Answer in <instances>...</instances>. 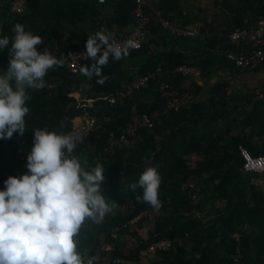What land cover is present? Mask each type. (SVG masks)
I'll list each match as a JSON object with an SVG mask.
<instances>
[{"label": "trees", "instance_id": "1", "mask_svg": "<svg viewBox=\"0 0 264 264\" xmlns=\"http://www.w3.org/2000/svg\"><path fill=\"white\" fill-rule=\"evenodd\" d=\"M15 1L25 3L23 13L10 12ZM145 1L146 41L140 49L122 48L128 53L122 59H110L100 84L95 75L71 73L64 53L85 50L87 38L98 32L113 44L132 33L141 24L137 0H1V37H13L21 24L43 37L38 51L46 47L64 63L49 71L43 89H28L25 133L0 139V189L9 176L28 171L36 128L69 133L78 117L95 115L102 125L78 142L73 155L105 169L103 195L113 211L100 223L86 219L82 225L78 251L85 260L98 264L103 246L114 243L111 257L121 264H264V174L247 171L242 152L264 156V80L242 89L233 82L264 71V60L240 66L230 58L254 53L247 38L234 34L264 19V0ZM9 61L6 48L0 71ZM150 74L146 87L124 95ZM175 92L193 99L172 108ZM111 94L118 102L110 106L104 96ZM146 115L152 122L140 125ZM150 166L162 178L158 210L137 200L142 189L129 187ZM165 241L167 249L142 259L143 249Z\"/></svg>", "mask_w": 264, "mask_h": 264}, {"label": "clouds", "instance_id": "2", "mask_svg": "<svg viewBox=\"0 0 264 264\" xmlns=\"http://www.w3.org/2000/svg\"><path fill=\"white\" fill-rule=\"evenodd\" d=\"M12 31L11 38L0 37V52L7 48L10 56L7 70L0 71V139L25 133L28 89H43L49 71L64 63L46 47L38 51L44 42L41 35L21 24ZM84 53L94 63L81 68V73L89 78L95 75L100 84L107 79L102 69L110 59L128 54L99 32L87 38ZM80 141L77 131L35 129L28 171L9 176L0 189V264H93L78 251L77 237L86 219L100 223L113 208L103 195L105 169L73 155ZM161 182L158 170L150 166L129 187L142 189L137 200L158 210Z\"/></svg>", "mask_w": 264, "mask_h": 264}, {"label": "built area", "instance_id": "3", "mask_svg": "<svg viewBox=\"0 0 264 264\" xmlns=\"http://www.w3.org/2000/svg\"><path fill=\"white\" fill-rule=\"evenodd\" d=\"M138 8L136 11V15L139 17V21L141 22L140 26L132 31V33L128 34L126 37L115 41L114 44L120 46L121 48H130V49H140L144 42L146 41V31L143 30L144 22L150 21V16L147 15L148 11L146 9V1L145 0H137ZM1 2V0H0ZM26 9L24 2H12L10 3V12L13 14L23 13ZM159 12V11H158ZM160 13V12H159ZM166 24L169 25L168 22L165 21ZM249 32V33H248ZM182 34H194L190 31H180ZM240 37L247 38L246 42L248 44L251 43V47L254 49V53L252 55H247L246 53H242L239 55L230 54V58L236 60L237 64L240 66H251L252 61L255 59L264 60V19L259 21L258 24L253 27L250 31L236 32L234 34V39H238ZM64 60L68 67V70L74 74H81V68L89 67L85 61V53L83 51H66L64 53ZM187 72L190 73V70L187 69ZM154 77V74L140 76L138 79L124 92V95L133 92L136 89L144 88L148 85L151 78ZM168 93V92H167ZM169 94V93H168ZM107 105H115L118 102V98L116 95L111 94L104 96ZM193 97L190 94L181 95L179 92H175L173 99L171 100L170 106L175 109H180L182 105L190 102ZM106 120H109V116L104 117ZM151 118L147 115L144 117V120L141 121V124H149L151 123ZM102 125V121L99 117L91 114H85L81 117V123L78 124L75 128L76 131L81 134V141H83L94 129L99 128ZM139 124L136 123L137 127ZM131 127L128 129V134H135L136 128ZM124 139V136H122ZM243 155L246 159L245 169L247 171H256L264 174V156L254 157L250 154V152L243 148ZM143 215L137 216L132 223H136ZM118 234H114V237H117ZM169 246V242H161L159 244H153L146 249L141 251L142 259L148 260L153 254L156 253L159 249H167ZM115 244H105L103 246L104 252H101L96 257V262L98 264H121L124 263L122 259L112 258L111 252L113 251ZM148 257V258H147Z\"/></svg>", "mask_w": 264, "mask_h": 264}, {"label": "rangeland", "instance_id": "4", "mask_svg": "<svg viewBox=\"0 0 264 264\" xmlns=\"http://www.w3.org/2000/svg\"><path fill=\"white\" fill-rule=\"evenodd\" d=\"M203 1V0H199ZM207 0H205L206 2ZM203 2V3H205ZM240 80V82H238ZM264 80V71H261L257 74H247L243 75V77L239 78L236 80L237 83H239L238 87L239 89H242L244 86H250V87H255L260 84V82Z\"/></svg>", "mask_w": 264, "mask_h": 264}, {"label": "crops", "instance_id": "5", "mask_svg": "<svg viewBox=\"0 0 264 264\" xmlns=\"http://www.w3.org/2000/svg\"><path fill=\"white\" fill-rule=\"evenodd\" d=\"M9 1H12V0H9ZM16 2H21V1H16ZM12 14H13V13H12ZM0 37H1V31H0ZM223 77L229 79V74H228V75H224ZM196 80H197L200 84L203 83V81L201 80L200 76L196 77ZM217 80H218V78L215 77V78L213 79V82H216ZM236 80H238V79H233V82L237 83ZM238 82H240V80H239ZM207 89L209 90L210 88L207 87ZM80 123H81V118L78 117V118L75 120V124H76L75 127H76L78 124H80ZM263 186H264V184H263Z\"/></svg>", "mask_w": 264, "mask_h": 264}]
</instances>
